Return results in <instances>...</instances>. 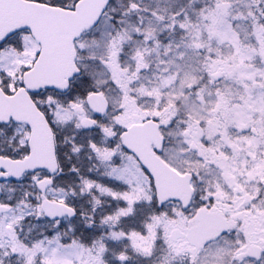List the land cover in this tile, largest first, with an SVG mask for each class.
<instances>
[{
  "label": "snow or ice",
  "instance_id": "6c2138e0",
  "mask_svg": "<svg viewBox=\"0 0 264 264\" xmlns=\"http://www.w3.org/2000/svg\"><path fill=\"white\" fill-rule=\"evenodd\" d=\"M0 264H264V0H0Z\"/></svg>",
  "mask_w": 264,
  "mask_h": 264
}]
</instances>
